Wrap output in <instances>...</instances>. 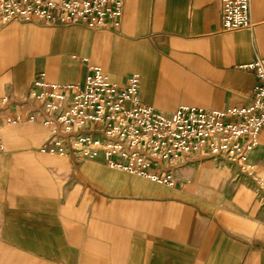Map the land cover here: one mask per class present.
<instances>
[{
	"label": "crops",
	"instance_id": "obj_1",
	"mask_svg": "<svg viewBox=\"0 0 264 264\" xmlns=\"http://www.w3.org/2000/svg\"><path fill=\"white\" fill-rule=\"evenodd\" d=\"M250 29L224 31L220 0H124L115 30L16 21L0 27V264H264V129L241 170L184 157L166 187L42 153L48 131L20 107L32 83L82 87L92 68L140 77L160 113L249 103L243 67L264 58V0ZM2 99L9 104L2 106Z\"/></svg>",
	"mask_w": 264,
	"mask_h": 264
},
{
	"label": "built area",
	"instance_id": "obj_2",
	"mask_svg": "<svg viewBox=\"0 0 264 264\" xmlns=\"http://www.w3.org/2000/svg\"><path fill=\"white\" fill-rule=\"evenodd\" d=\"M123 1L0 0V27L37 21L46 26L115 30L121 22ZM220 4L224 31L251 28V0H220ZM243 68L256 78L251 100L226 110L180 106L160 113L140 101L138 75L117 84L94 67L82 87L34 81L26 98L18 102L28 107V115L7 116L4 123H30L39 115L48 131L42 153L74 162L100 161L166 187L175 183L172 169L190 155L225 160L246 170L252 168L247 161L264 129V58ZM1 104L9 102L2 99ZM1 125L0 121V129Z\"/></svg>",
	"mask_w": 264,
	"mask_h": 264
}]
</instances>
